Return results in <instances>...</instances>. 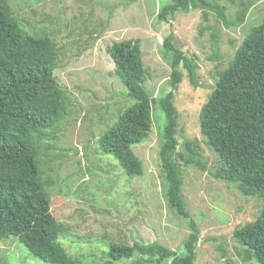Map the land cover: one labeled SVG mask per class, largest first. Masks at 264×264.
<instances>
[{"label":"rangeland","instance_id":"1","mask_svg":"<svg viewBox=\"0 0 264 264\" xmlns=\"http://www.w3.org/2000/svg\"><path fill=\"white\" fill-rule=\"evenodd\" d=\"M170 2L10 0L27 29L52 31L60 47L55 74L71 102L68 114L41 153L44 176L54 179L48 188L53 213L69 228L61 235V243L80 264L103 263L110 241L128 245L157 242L181 255L191 233L188 221L170 208L165 197L159 158L165 118L157 105L150 137L133 146L143 164V175L128 177L112 156L97 149L100 135L134 103L114 74V62L107 53L108 46L127 39L140 40L147 69L144 85L150 93L160 98L175 91L179 150L190 142L206 164L202 169L181 162L182 190L199 229L196 264H255L246 258L233 231L254 220L263 202L213 175L220 161L200 133L199 114L213 91L217 69L228 66L246 33L264 19V0H213L214 5L226 7L228 21L248 6L244 20L230 26L207 7L179 11L168 21H160V11ZM215 32L218 41L214 46L210 37ZM169 33L175 46L198 65L202 86L190 83L183 66L181 84L177 89L170 84L173 54L166 55L164 47V37ZM133 260L114 264H131ZM0 264L49 263L30 256L11 236L0 241ZM162 264L172 263L164 260Z\"/></svg>","mask_w":264,"mask_h":264},{"label":"trees","instance_id":"2","mask_svg":"<svg viewBox=\"0 0 264 264\" xmlns=\"http://www.w3.org/2000/svg\"><path fill=\"white\" fill-rule=\"evenodd\" d=\"M205 7L215 10L227 26L241 23L248 10V6L243 8L228 21L226 7L214 5L213 0H172L158 17L168 21L179 11ZM52 33L27 29L10 0H0V241L15 237L30 256L49 264H80L61 243V235L69 228L53 213L48 188L54 179L44 176L41 153L68 114L71 102L55 74L60 47ZM173 38L171 33L164 37L165 54H173L170 84L174 89L181 84L183 66L190 83L202 86L198 65L175 46ZM217 38L216 32L211 35V45L215 46ZM107 53L114 62V74L134 103L100 135L97 149L112 156L128 177L143 175V164L133 146L150 137L157 105L165 118L159 150L165 197L170 208L188 221L191 233L181 255L157 242L128 245L110 241L107 259L101 264L133 258L131 264H162L164 260L196 264L199 229L182 190L181 162L202 169L206 164L190 142L179 150L175 91L156 98L145 87L147 69L140 40L114 42ZM215 77L213 91L199 114L200 133L220 161L213 175L263 202L256 218L236 227L233 235L247 259L264 264V19L250 28L228 66L218 68Z\"/></svg>","mask_w":264,"mask_h":264}]
</instances>
